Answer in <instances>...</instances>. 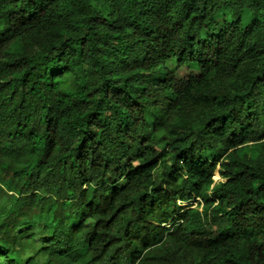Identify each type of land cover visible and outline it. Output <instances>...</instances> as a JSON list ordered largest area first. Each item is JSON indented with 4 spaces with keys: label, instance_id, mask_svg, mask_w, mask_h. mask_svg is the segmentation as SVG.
<instances>
[{
    "label": "trees",
    "instance_id": "1",
    "mask_svg": "<svg viewBox=\"0 0 264 264\" xmlns=\"http://www.w3.org/2000/svg\"><path fill=\"white\" fill-rule=\"evenodd\" d=\"M0 264H264V0H0Z\"/></svg>",
    "mask_w": 264,
    "mask_h": 264
},
{
    "label": "rangeland",
    "instance_id": "2",
    "mask_svg": "<svg viewBox=\"0 0 264 264\" xmlns=\"http://www.w3.org/2000/svg\"><path fill=\"white\" fill-rule=\"evenodd\" d=\"M187 74H188V71H186L185 69H179V70L177 71V76H178L179 78L184 77V76H186ZM218 180H220V177H219L218 173L216 172L215 175H214V177H213V181H214V182H217Z\"/></svg>",
    "mask_w": 264,
    "mask_h": 264
},
{
    "label": "built area",
    "instance_id": "3",
    "mask_svg": "<svg viewBox=\"0 0 264 264\" xmlns=\"http://www.w3.org/2000/svg\"><path fill=\"white\" fill-rule=\"evenodd\" d=\"M196 202H198V200H193L192 202L188 203V204H192L193 207L196 206ZM183 206L186 204H182Z\"/></svg>",
    "mask_w": 264,
    "mask_h": 264
}]
</instances>
